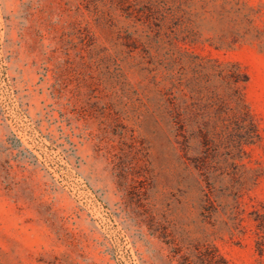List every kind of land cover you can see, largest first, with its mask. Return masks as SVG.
<instances>
[{
	"label": "rangeland",
	"instance_id": "obj_1",
	"mask_svg": "<svg viewBox=\"0 0 264 264\" xmlns=\"http://www.w3.org/2000/svg\"><path fill=\"white\" fill-rule=\"evenodd\" d=\"M215 252L264 264V0H0V264Z\"/></svg>",
	"mask_w": 264,
	"mask_h": 264
},
{
	"label": "trees",
	"instance_id": "obj_2",
	"mask_svg": "<svg viewBox=\"0 0 264 264\" xmlns=\"http://www.w3.org/2000/svg\"><path fill=\"white\" fill-rule=\"evenodd\" d=\"M222 260L223 263H220L219 260ZM194 264H229V262L219 253L215 252L214 255L208 257H200L198 261Z\"/></svg>",
	"mask_w": 264,
	"mask_h": 264
}]
</instances>
